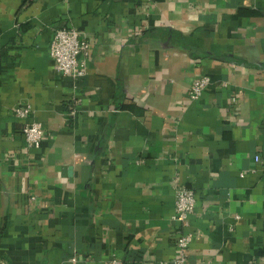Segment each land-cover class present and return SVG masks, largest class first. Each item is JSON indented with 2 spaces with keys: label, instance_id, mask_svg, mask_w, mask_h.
I'll list each match as a JSON object with an SVG mask.
<instances>
[{
  "label": "crops",
  "instance_id": "0c3cea01",
  "mask_svg": "<svg viewBox=\"0 0 264 264\" xmlns=\"http://www.w3.org/2000/svg\"><path fill=\"white\" fill-rule=\"evenodd\" d=\"M61 27L90 43L81 78ZM180 185L187 264H264V0H0V264H174Z\"/></svg>",
  "mask_w": 264,
  "mask_h": 264
},
{
  "label": "built area",
  "instance_id": "2783aa9c",
  "mask_svg": "<svg viewBox=\"0 0 264 264\" xmlns=\"http://www.w3.org/2000/svg\"><path fill=\"white\" fill-rule=\"evenodd\" d=\"M90 48L89 41L77 28H58L51 43V54L57 70L73 78L85 76ZM210 83L211 78L208 75H202L195 79L190 87L191 98L199 99ZM14 111L17 116L27 118L33 109L30 103H25L17 106ZM23 134L30 148H38L44 139L43 125L37 121L29 122L23 127ZM197 201L196 191L193 188L186 185L178 186L173 219L179 224L180 232L177 237V254L173 259L174 264L188 263V248L194 238V232L191 230V217L195 213ZM111 264L127 263L113 257Z\"/></svg>",
  "mask_w": 264,
  "mask_h": 264
}]
</instances>
